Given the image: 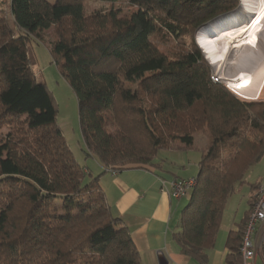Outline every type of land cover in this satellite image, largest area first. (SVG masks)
Instances as JSON below:
<instances>
[{
	"label": "trees",
	"instance_id": "16d2710c",
	"mask_svg": "<svg viewBox=\"0 0 264 264\" xmlns=\"http://www.w3.org/2000/svg\"><path fill=\"white\" fill-rule=\"evenodd\" d=\"M86 2L8 0L13 27L0 15V264H140L97 178L83 183L85 167L57 125L54 98L37 81L28 46L50 29L48 50L76 97L86 156L121 172L159 168V150L200 153L174 240L182 255L207 264L229 197L264 156V104L215 82L194 42L172 55L160 46L227 16L238 0H126L134 9L90 13ZM263 69L228 87L259 90ZM198 134L208 138L202 148ZM253 201L228 233L227 264H242Z\"/></svg>",
	"mask_w": 264,
	"mask_h": 264
},
{
	"label": "crops",
	"instance_id": "0c3cea01",
	"mask_svg": "<svg viewBox=\"0 0 264 264\" xmlns=\"http://www.w3.org/2000/svg\"><path fill=\"white\" fill-rule=\"evenodd\" d=\"M263 81L256 101L259 100V96L260 99L264 98ZM192 151L194 150L183 149L174 152L189 153ZM182 156L184 157V155H179V158L174 157L171 160H156L154 163L159 168H130L121 172L106 171L95 157L86 156L91 162L89 167L85 166L87 177L97 178V183L105 194L112 215L120 219L128 228L133 244L140 255V264H158L159 259L167 260L169 264H198L195 260L182 255L174 240V235L181 231L180 216L188 203V197H186V203L183 202V198H172L169 194L170 182L174 179L194 178L198 172V164L194 163L195 156L194 162L188 163L189 166L195 168L193 172L187 174L183 172L184 175L175 171V167L184 168L185 158L182 160ZM249 209L248 200L246 210ZM238 218L236 215L231 222L223 224L222 217L215 245L208 252L207 264H227L226 239L228 233L236 229L237 224L241 222H238ZM254 264H264L262 253L257 254Z\"/></svg>",
	"mask_w": 264,
	"mask_h": 264
},
{
	"label": "rangeland",
	"instance_id": "374dc122",
	"mask_svg": "<svg viewBox=\"0 0 264 264\" xmlns=\"http://www.w3.org/2000/svg\"><path fill=\"white\" fill-rule=\"evenodd\" d=\"M0 1H2V6L0 7V15L4 16L10 27H13L14 26L13 19L11 18L8 10V4H9L8 0H0ZM251 1L252 0H238L237 8L228 15L233 16L235 14L240 13L242 14L243 19L247 23L249 18L247 16H246L247 18H245L244 16L248 11L246 6L247 2L249 3ZM85 7L88 13L94 10H104L109 7L120 8L124 12H128L134 9L128 5L126 0H120L116 4L103 3L100 0H87V2L85 3ZM225 18L223 20H225ZM216 22H214L213 25L216 27V29L212 28L213 27L212 25H207L197 29L191 36L181 39L180 41H173V40L166 41L165 43H163L162 46H160L161 51L164 52L165 54L172 55L178 52L179 50L186 48L188 45L194 42L200 48L206 63L210 66L211 73L215 82L217 81L218 83H221V85L231 95H233L235 98L243 102L249 104H264V98L260 99L261 98L260 96H259V100L256 101V97L258 96L263 83L261 84L259 90L257 91L253 89L250 91H248V89L247 90L239 89L237 91L232 90L231 88L228 87V84L225 81L220 79L219 75L217 74L218 73L217 67L213 66L211 61L207 58L206 55L207 52H204L205 50L202 49V47L199 45L198 40L201 39L202 37H205L206 35L207 37L209 36L210 40L216 39L217 41L219 39L218 36L222 33L219 30L222 31L221 28L222 26L218 24V21ZM37 37H40L39 38L40 40H36V42L34 41L35 43H31L28 46L30 57L33 60V70L36 74L37 81L44 83L48 88L49 92L51 93L52 97L54 98L57 108L56 122L74 156V159L77 161V163H79L80 166L89 167L88 165H90L91 162L90 160L89 161L87 160L85 155V146L82 140L80 127H79L78 104L76 97L73 91L71 90L70 86L68 85V83L65 81L64 77L61 75L58 67L54 63H52L51 56L48 50L50 42L55 39L54 30L50 29L47 31H43ZM262 65L264 68V63ZM263 71L264 69L262 70V72ZM128 88H131V85H128ZM245 99L249 101H246ZM207 142H208V138L206 135H201V134L196 135L195 144L197 145V147L202 148ZM179 155H184V157L182 156V160L183 158H185L183 160L185 161L184 168L178 166L175 167L174 170L179 171L181 174L184 175L185 173L187 174L193 172L195 168L193 166H189L188 163H193L194 162L193 158L195 156L196 160L194 163L198 164V161L200 159V154L198 151L195 150L189 153H179V152H174L173 150H159L157 153L156 160H162V159L171 160L174 157L179 158ZM263 179H264V156L258 163H256L248 170V172L244 176V182L238 183L236 185V191L234 192L233 195L229 197L226 207L224 209L223 224L226 223L228 224L229 222H231L236 215L239 217L238 222L241 221L243 215H245L244 213L247 211L246 209L248 206V200L253 193V188H252L253 185H256L259 181ZM88 181L89 178L87 177V175H85L83 179V183L86 184L88 183ZM183 200H184L183 202L186 203L187 198H183Z\"/></svg>",
	"mask_w": 264,
	"mask_h": 264
},
{
	"label": "bare ground",
	"instance_id": "6f19581e",
	"mask_svg": "<svg viewBox=\"0 0 264 264\" xmlns=\"http://www.w3.org/2000/svg\"><path fill=\"white\" fill-rule=\"evenodd\" d=\"M252 1L247 2L248 11L244 16L249 18V23L238 13L218 21L222 33L217 41L207 35L198 40L207 58L217 67L220 79L228 86L242 85L264 62V0Z\"/></svg>",
	"mask_w": 264,
	"mask_h": 264
},
{
	"label": "built area",
	"instance_id": "2783aa9c",
	"mask_svg": "<svg viewBox=\"0 0 264 264\" xmlns=\"http://www.w3.org/2000/svg\"><path fill=\"white\" fill-rule=\"evenodd\" d=\"M195 186V178L174 179L170 182L169 194L175 199L186 198ZM253 198L240 245L242 264H254L264 248V180L256 186Z\"/></svg>",
	"mask_w": 264,
	"mask_h": 264
},
{
	"label": "water",
	"instance_id": "95a60500",
	"mask_svg": "<svg viewBox=\"0 0 264 264\" xmlns=\"http://www.w3.org/2000/svg\"><path fill=\"white\" fill-rule=\"evenodd\" d=\"M227 16H230V15H227ZM227 16H223V17L216 18V19L213 20L212 22L214 23V22H216V21H221V20H223V19H224L225 17H227ZM212 22H211V23H212ZM247 23H249V20L247 21ZM207 24H210V22L207 23ZM207 24H206V25H207ZM206 25H204V26H206ZM158 264H169V263H168L167 260L159 259Z\"/></svg>",
	"mask_w": 264,
	"mask_h": 264
}]
</instances>
